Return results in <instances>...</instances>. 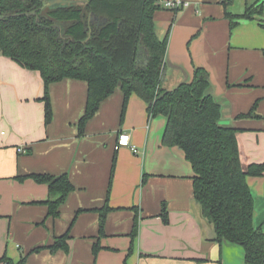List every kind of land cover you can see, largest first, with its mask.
I'll return each instance as SVG.
<instances>
[{
  "label": "crops",
  "instance_id": "crops-1",
  "mask_svg": "<svg viewBox=\"0 0 264 264\" xmlns=\"http://www.w3.org/2000/svg\"><path fill=\"white\" fill-rule=\"evenodd\" d=\"M181 1L189 5L155 14L157 36L169 35L161 87L172 91L190 83L196 68H206L207 93L222 109L219 124L241 130L243 167L263 163L264 121L236 117L256 101L264 116V13L237 21L232 30L226 18L243 15L258 0ZM87 89L72 79L50 85L53 118L47 125L40 72L0 56V264L4 257L17 264L23 254L51 246L68 232L69 252L42 250L27 264H243L242 247L212 241L213 228L193 196L191 164L183 150L163 144L166 119L150 117L148 105L135 95L123 116L124 97L117 90L81 136ZM121 132L131 135L139 154L115 150ZM29 174L69 176L75 191L58 218L47 217L40 204L49 198L47 185L16 179ZM247 183L254 225L264 230V177H249ZM107 199L111 211L101 234L100 215L92 210ZM79 210L84 212L77 215Z\"/></svg>",
  "mask_w": 264,
  "mask_h": 264
},
{
  "label": "trees",
  "instance_id": "trees-1",
  "mask_svg": "<svg viewBox=\"0 0 264 264\" xmlns=\"http://www.w3.org/2000/svg\"><path fill=\"white\" fill-rule=\"evenodd\" d=\"M80 3L61 8H46L35 16H16L0 20V56L20 66L40 72L45 84V122L49 125L53 110L49 87L64 79L85 82L88 87L86 107L78 122L84 135L87 123L101 104L117 90L124 97L123 116L130 98L137 96L148 105L150 117H164L163 144L184 151L194 171L193 196L201 208L203 220L214 231L212 241L237 245L244 250L243 264H264V230L254 225V198L247 183L249 177H264V162L243 167L237 128L222 127V109L208 95L210 73L198 67L190 83L170 91L161 87L166 69L169 35L160 39L156 33L155 14L165 9L159 0H76ZM227 7L226 2H223ZM263 0L248 6L243 15L226 13L230 29L239 20L263 15ZM42 7V0H0L1 14L31 13ZM168 10V9H167ZM177 12L178 10H172ZM38 19V20H37ZM66 32H62V28ZM258 104L237 120L264 117ZM47 185V217L58 218L75 187L68 175L29 174L16 178ZM100 233L111 211L108 199L101 209ZM79 210L77 215L83 213ZM167 221V214H164ZM138 224L131 237L136 238ZM69 232L48 247H38L23 254L17 264H27L28 257L42 250L69 252ZM96 244L93 253L98 254ZM5 264H16L7 257Z\"/></svg>",
  "mask_w": 264,
  "mask_h": 264
},
{
  "label": "built area",
  "instance_id": "built-area-1",
  "mask_svg": "<svg viewBox=\"0 0 264 264\" xmlns=\"http://www.w3.org/2000/svg\"><path fill=\"white\" fill-rule=\"evenodd\" d=\"M160 4L162 5L163 8L169 9V10H180L184 7H187L189 4L182 2L181 0H176L173 2L170 1H162L159 0ZM120 149H129L131 150L134 154H139V150L135 145L132 144V139L131 135L128 133L121 132L118 136V141L115 146V150L119 151ZM23 150L20 149V152Z\"/></svg>",
  "mask_w": 264,
  "mask_h": 264
},
{
  "label": "water",
  "instance_id": "water-1",
  "mask_svg": "<svg viewBox=\"0 0 264 264\" xmlns=\"http://www.w3.org/2000/svg\"><path fill=\"white\" fill-rule=\"evenodd\" d=\"M78 3L80 2L76 0H49L48 2L46 0H43L42 10H44L45 8L56 9V8H61V7L69 6V5H75ZM37 15H38V12L36 11L31 12V13H22V14H1L0 13V20L11 18V17H16V16L30 17V16H37ZM62 32L63 33L66 32V29L64 27L62 28Z\"/></svg>",
  "mask_w": 264,
  "mask_h": 264
},
{
  "label": "flooded vegetation",
  "instance_id": "flooded-vegetation-1",
  "mask_svg": "<svg viewBox=\"0 0 264 264\" xmlns=\"http://www.w3.org/2000/svg\"><path fill=\"white\" fill-rule=\"evenodd\" d=\"M42 1H43V0H42ZM46 1L48 2L49 0H46ZM42 7H43V4H42ZM42 7H41L39 10H36V12L43 11V10H42ZM45 9H46V8H45ZM45 9H44V10H45ZM34 12H35V11H34ZM30 17H31V16H30ZM35 17H37V18H38V15H37V16H35ZM38 19H39V18H38ZM38 19H37V20H38Z\"/></svg>",
  "mask_w": 264,
  "mask_h": 264
},
{
  "label": "rangeland",
  "instance_id": "rangeland-1",
  "mask_svg": "<svg viewBox=\"0 0 264 264\" xmlns=\"http://www.w3.org/2000/svg\"><path fill=\"white\" fill-rule=\"evenodd\" d=\"M261 89H262V88H259L258 90H261ZM261 102H262V101H261ZM259 103H260L259 101H256L255 104H258V106H259ZM255 104H254V105H255ZM263 117H264V116H263Z\"/></svg>",
  "mask_w": 264,
  "mask_h": 264
}]
</instances>
